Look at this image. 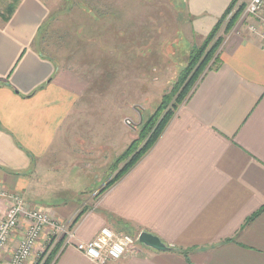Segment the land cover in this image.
Returning a JSON list of instances; mask_svg holds the SVG:
<instances>
[{
  "label": "crops",
  "instance_id": "0c3cea01",
  "mask_svg": "<svg viewBox=\"0 0 264 264\" xmlns=\"http://www.w3.org/2000/svg\"><path fill=\"white\" fill-rule=\"evenodd\" d=\"M233 1L183 2L187 36L179 31L177 39L187 38L185 58ZM69 7L66 0H0V187L41 208V192L36 182L29 186L30 179L43 169L41 160L87 89L85 77L46 51L50 30L42 34ZM252 24L250 18L230 31L217 52L219 62L203 72L157 143L86 211L73 228V242L62 243L51 264H98L73 243L93 240L103 227L133 236L147 231L171 247L139 243L107 264H264V47ZM169 54L163 66L176 70L181 63L172 58L174 51ZM74 136L92 142L81 131ZM23 179H29L26 187ZM4 205L0 200V209ZM83 205L55 201L50 213L71 224Z\"/></svg>",
  "mask_w": 264,
  "mask_h": 264
},
{
  "label": "rangeland",
  "instance_id": "374dc122",
  "mask_svg": "<svg viewBox=\"0 0 264 264\" xmlns=\"http://www.w3.org/2000/svg\"><path fill=\"white\" fill-rule=\"evenodd\" d=\"M71 1L72 8L49 27L50 39L47 37L46 41L51 47L46 51L60 64L85 77L87 89L76 106L75 115L62 128L54 148L41 160L44 174L42 169L30 179L29 186L36 182L34 186L42 195L39 204L48 213L55 201L68 202V205L84 203L82 211L93 207L102 191L110 188V183L146 142L114 168L115 160L126 150L118 154L126 139H131L130 143L138 139L143 123L152 119L148 125L152 128L159 111L161 116L157 122L169 111L176 114L186 101L175 106L176 96L185 86L183 80L186 77L191 80L197 69H189L191 50L203 42L192 46L185 58L187 38L181 37V42L177 39L179 31L187 36L182 31L185 0ZM83 3L88 4L90 11L81 8ZM65 5L68 4L63 1L62 6ZM226 24L220 25L210 46L220 38L223 43L230 33L225 30ZM46 41H43L44 47ZM171 51H174L172 58L178 59L181 65L167 71L163 63L170 59ZM137 52H141L138 57ZM177 87L179 90L175 92ZM166 95L171 97L170 102L162 109ZM74 131H81L88 142H92L82 143L83 138L75 137ZM28 181L23 179L20 185L26 187ZM16 246L17 243L12 249ZM53 252L54 249L49 256ZM49 258L38 264H47ZM33 264H37L36 259Z\"/></svg>",
  "mask_w": 264,
  "mask_h": 264
},
{
  "label": "built area",
  "instance_id": "2783aa9c",
  "mask_svg": "<svg viewBox=\"0 0 264 264\" xmlns=\"http://www.w3.org/2000/svg\"><path fill=\"white\" fill-rule=\"evenodd\" d=\"M245 5L234 30L252 18L250 25L253 32L259 34L264 47V0H237L227 14L226 23ZM0 200L4 209H0V264H25L36 255V263H43L57 244H71L75 233L68 223L55 219L39 206L31 207L21 193L0 187ZM23 233L19 240H14L19 231ZM138 236L117 232L110 227H103L98 235L89 242H74L76 250L98 264L121 261L134 252L139 244ZM17 246L12 249L14 244ZM35 263V262H34Z\"/></svg>",
  "mask_w": 264,
  "mask_h": 264
},
{
  "label": "trees",
  "instance_id": "16d2710c",
  "mask_svg": "<svg viewBox=\"0 0 264 264\" xmlns=\"http://www.w3.org/2000/svg\"><path fill=\"white\" fill-rule=\"evenodd\" d=\"M66 1L69 3L72 2L71 0H66ZM236 2H237V0L233 1V4L227 10L225 16L217 23V25L214 27V29L204 38L202 44L200 46H196V47L194 46L192 48L191 53H190V64H189L191 66L189 69H193V68L195 69L196 67H197V69L195 71V74L193 75V78H191V80H189L188 77H186L183 80L182 84H184L185 86L183 87V90L181 92L179 91L178 95L176 96V101H175L176 107H178L180 104H182L185 100H187L190 97V95L193 93L192 89H193L195 82L197 83V80L200 78V76L203 74V72L209 66L213 67L214 65H216L219 62L217 52L221 46L222 39L220 38L218 41H215L211 46H210V44L215 39L216 34L220 28V25L222 23L226 22L225 20H226L227 14L230 12V10L232 9V7L234 6V4ZM81 6L88 7V4L83 3V5H81ZM83 7H81V8L83 9ZM244 9H245V5H242L241 8L238 10V12L227 22L226 29H225L227 31V33L230 32L235 27V25L238 22V20H239ZM14 10H15L14 5L10 6L8 8L5 20H7L8 17L13 14ZM88 10L89 9H87L86 11H88ZM48 30H50L49 25L47 26L45 32H48ZM177 90H179L178 87L174 91L177 92ZM170 98L171 97L167 96V95L164 97L163 105L161 107L162 109L166 108L167 103L170 102L169 101ZM160 113L161 112L159 111L156 114V117H158V118L154 122V125L152 126V128H151V126H148V125H150V122L153 121L152 119L150 122H149V120H150L149 119L145 124L143 123L142 124L143 126L141 125L142 130L140 132L139 138L134 140L133 142H131L130 145L126 148V150L115 160L114 168H115V165H118L122 161L126 160L128 157H131L134 154V152H136V150L138 149L140 144L142 142L146 141L145 144L143 145V147L131 157V159L128 161V163L125 165V167L115 177L113 182L110 183V188L115 183H117L121 178H123L142 159V157L149 152V150L157 143V141L159 140V138L163 134L165 128L167 127L168 123L170 122V120L175 115V111H169L164 115V117H162L160 119V121L157 122V120L161 116ZM109 189H107V188L104 189L102 191V194ZM86 211H87V208L84 209L83 211L81 210L80 213H78V215L74 218V220L72 221V223L70 225V227L72 229L80 221L81 217L86 213ZM62 243H63V240L57 244L56 248L54 249V252L52 253L51 256H49L50 258L48 259L47 264H51L56 253L60 249Z\"/></svg>",
  "mask_w": 264,
  "mask_h": 264
},
{
  "label": "water",
  "instance_id": "95a60500",
  "mask_svg": "<svg viewBox=\"0 0 264 264\" xmlns=\"http://www.w3.org/2000/svg\"><path fill=\"white\" fill-rule=\"evenodd\" d=\"M139 243L143 244L144 246L150 247L155 250H169V247L166 243H164L158 236L147 232L142 231L138 237Z\"/></svg>",
  "mask_w": 264,
  "mask_h": 264
}]
</instances>
